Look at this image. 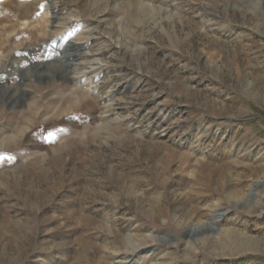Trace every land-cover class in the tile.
Listing matches in <instances>:
<instances>
[{
    "label": "rangeland",
    "instance_id": "374dc122",
    "mask_svg": "<svg viewBox=\"0 0 264 264\" xmlns=\"http://www.w3.org/2000/svg\"><path fill=\"white\" fill-rule=\"evenodd\" d=\"M126 260L264 264V0H0V264Z\"/></svg>",
    "mask_w": 264,
    "mask_h": 264
},
{
    "label": "bare ground",
    "instance_id": "6f19581e",
    "mask_svg": "<svg viewBox=\"0 0 264 264\" xmlns=\"http://www.w3.org/2000/svg\"><path fill=\"white\" fill-rule=\"evenodd\" d=\"M58 6V5H57ZM59 9V8H58ZM75 20V19H74ZM100 29V28H99ZM8 34V33H7ZM9 41V40H8ZM62 41V40H61ZM71 42V44L73 45V46H75V47H77V46H79V45H77V43H75L74 41H70ZM69 42V43H70ZM77 45V46H76ZM75 49V48H74ZM90 68V67H89ZM83 73V72H82ZM109 74V73H108ZM97 77V76H96ZM88 80H89V78H88ZM114 84V83H113ZM91 87V86H90ZM100 88V87H99ZM112 89V88H111ZM84 90V89H83ZM92 90H93V88H92ZM88 91V90H87ZM98 92V91H97ZM105 96V95H104ZM110 97V96H109ZM107 98V97H106ZM203 227L202 226H199V225H193V227H192V231H198V230H200V229H202ZM136 244H138V243H136ZM144 246V245H143ZM137 252V251H136ZM131 253V252H130ZM130 260H126V261H120L118 264H130Z\"/></svg>",
    "mask_w": 264,
    "mask_h": 264
},
{
    "label": "water",
    "instance_id": "95a60500",
    "mask_svg": "<svg viewBox=\"0 0 264 264\" xmlns=\"http://www.w3.org/2000/svg\"><path fill=\"white\" fill-rule=\"evenodd\" d=\"M72 46L71 42L67 44V47L70 48Z\"/></svg>",
    "mask_w": 264,
    "mask_h": 264
}]
</instances>
